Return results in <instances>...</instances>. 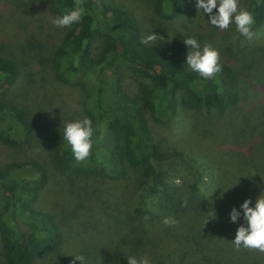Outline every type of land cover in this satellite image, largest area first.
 I'll list each match as a JSON object with an SVG mask.
<instances>
[{"label":"rangeland","instance_id":"rangeland-1","mask_svg":"<svg viewBox=\"0 0 264 264\" xmlns=\"http://www.w3.org/2000/svg\"><path fill=\"white\" fill-rule=\"evenodd\" d=\"M102 1L130 11L143 37L153 32L163 37L149 44L173 59L186 62L190 50L186 38H196L201 48L211 44L220 51L222 65L245 72L242 97L224 114L207 108L183 110L161 123L146 112L155 140L162 146L154 160L162 171L158 183L145 167L127 166L118 178L83 163L60 170L45 141L63 136L68 122L88 117L85 92L59 81L53 73L52 58L68 27L53 23L57 16L51 0H0V56L15 61L22 70L9 96L24 104L37 130L34 140L23 147L0 139V167L14 160H29L49 168L38 207L53 215L63 232L60 249L33 264H71L74 255H83L84 264H128L131 255L147 256L151 264H264V253L243 247L236 250L232 240L245 221L243 214L236 223L230 218L234 207L240 209L249 198L254 206L264 193V150L258 144L262 139L264 147V22L253 29L256 35L248 40L236 31L235 24L227 30L213 26L210 15L197 8L198 0H193L189 12L175 19L158 14L154 0ZM240 6L247 9L248 1L240 0ZM143 81L127 68L122 85L137 97ZM34 82L37 88L31 86ZM241 113H245L244 119H254V127L246 130L243 126L244 136L237 140L236 121L244 125ZM192 122H198L197 131L186 141L184 132ZM205 127L210 129L207 134L198 129ZM188 141L192 147L185 145ZM210 157L221 162L222 188L210 170ZM164 183L170 192L174 193L173 187L178 190L180 199L176 196L175 204L187 200L190 202L183 206L195 207L179 210L173 206L165 197ZM193 209L197 216L194 227L179 216ZM214 211L216 217H209ZM167 216H174L178 223L164 225ZM0 264H5L1 239Z\"/></svg>","mask_w":264,"mask_h":264},{"label":"trees","instance_id":"trees-1","mask_svg":"<svg viewBox=\"0 0 264 264\" xmlns=\"http://www.w3.org/2000/svg\"><path fill=\"white\" fill-rule=\"evenodd\" d=\"M51 1L57 17L75 7V0ZM247 1V9L255 18L253 29H256L264 22V0ZM192 2L154 0L157 13L167 19L189 12ZM82 6V19L68 27L53 55V73L59 81L85 92L86 112L93 127L99 128L93 138L92 155L86 161L76 162L63 136L45 141L49 155L60 170L78 168L83 163L87 168L115 178L123 176L127 166L145 167L147 174L158 183L162 171L154 160L161 154L162 146L155 140L146 112L161 123L183 110L207 108L223 113L240 102L245 72L222 65V71L214 78L204 79L186 62L141 43L142 30L130 11L102 0H83ZM26 50L35 53L32 49ZM127 68L144 78L137 97L123 88ZM21 73L15 61L0 56V139L13 147L30 144L37 133L24 104H18L9 96ZM31 86L37 88L36 82ZM244 114L240 117L244 125L236 121L237 140L244 136L243 126L246 130L254 127V119H244ZM191 125L184 132L186 141L197 131L198 122ZM198 129L206 134L210 131L206 127ZM261 142L262 139L258 140L259 149L263 151ZM185 145L193 146L190 141ZM208 161L217 177L215 182L222 188L224 184L219 180L218 169L221 162L213 157ZM48 172L49 168L42 163L29 160H14L0 167V239L5 264H33L51 256L63 244V232L53 215L38 207ZM163 185L165 197L173 206L179 210L195 207L183 206L188 205L187 200H182V205L175 204L176 196L180 199L178 190L173 187L175 195L167 184ZM194 195L199 197L196 192ZM190 200L195 201V197L191 196ZM194 212L193 209L179 216L192 222L194 227Z\"/></svg>","mask_w":264,"mask_h":264},{"label":"clouds","instance_id":"clouds-1","mask_svg":"<svg viewBox=\"0 0 264 264\" xmlns=\"http://www.w3.org/2000/svg\"><path fill=\"white\" fill-rule=\"evenodd\" d=\"M83 0H75V7L65 14L58 16L53 23L58 27H70L79 22L84 14ZM197 8L202 9L204 13L210 15L209 22L220 30H227L230 25L235 24L236 31L243 37L251 40L256 33L253 31L255 18L251 11L240 6V0H198ZM218 10L213 14V10ZM163 37L158 36L155 32L141 39V43L149 44ZM185 44L189 47L186 64L188 67L197 72L204 79H212L223 69L221 64L220 51L211 44L205 43L203 48L194 37L185 39ZM97 128L93 127L91 118L85 116L82 119L68 122L63 130V139L67 141L71 152L77 163L86 161L91 155L94 146V135ZM103 138L101 130L100 139ZM252 205L251 198L246 199L240 209L233 208L230 212L231 222H238L243 214L244 224H241L235 234L234 244L236 250L241 247L264 253V193ZM211 218L216 217L214 211L209 215ZM208 217V219H209ZM207 219V220H208ZM206 220V222H207ZM163 224L169 227L175 226L178 221L174 216H167L163 219ZM205 222V223H206ZM71 264L80 261L84 264L83 255H74ZM128 264H151L147 256L137 257L135 255L127 256Z\"/></svg>","mask_w":264,"mask_h":264}]
</instances>
